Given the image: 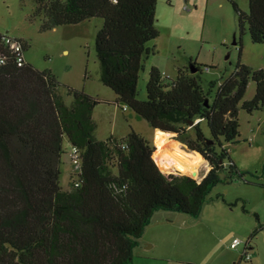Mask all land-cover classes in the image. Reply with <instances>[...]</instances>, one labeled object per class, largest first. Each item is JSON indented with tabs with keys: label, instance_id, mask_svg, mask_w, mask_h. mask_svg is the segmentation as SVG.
I'll use <instances>...</instances> for the list:
<instances>
[{
	"label": "trees",
	"instance_id": "16d2710c",
	"mask_svg": "<svg viewBox=\"0 0 264 264\" xmlns=\"http://www.w3.org/2000/svg\"><path fill=\"white\" fill-rule=\"evenodd\" d=\"M157 2L35 0L33 17H43L42 30L102 19L96 35L101 81L117 95L116 104L176 134L206 159L208 173L197 180L161 168L155 144L133 129L126 137L96 139L100 99L70 87L63 94L52 73L27 61L19 66L9 54L0 67V264H134L156 211L199 217L223 171L229 180H244L224 142L238 141L241 109L264 112V70L239 63L212 99L217 82L205 84L196 62L179 68L175 79L153 66L147 98L139 99L140 73L155 53L148 44L160 36ZM232 4L241 31L248 27L251 40L264 43V0H248V13ZM250 80L256 94L245 101ZM65 139L81 159L70 190L60 185Z\"/></svg>",
	"mask_w": 264,
	"mask_h": 264
},
{
	"label": "rangeland",
	"instance_id": "374dc122",
	"mask_svg": "<svg viewBox=\"0 0 264 264\" xmlns=\"http://www.w3.org/2000/svg\"><path fill=\"white\" fill-rule=\"evenodd\" d=\"M232 1L238 4L240 10L249 12L248 0H158L155 26L160 36L148 44L155 53L145 60L140 73L139 99L147 98L146 86L153 66L170 79H175L179 68H190L191 62H196L201 65L205 84L217 82L212 99L219 85L235 73L239 63L253 71L264 70V43H254L248 27L241 31ZM35 11V0H0V34L23 41L25 60L41 72L52 73L60 82L63 94L65 87H70L102 101L93 113L97 124L96 139L104 141L111 135L126 137L132 129L151 139L154 128L150 123L132 109L124 110L125 105L118 106L115 92L101 81L96 35L103 20L93 18L76 25L42 30L43 17H33ZM255 94L256 83L250 80L244 100H251ZM239 122L238 141L224 144L237 167L246 173V182L238 178L229 180L226 178L228 170L223 171L222 182L208 194L199 217L158 210L152 218L157 220L156 214L161 212L177 215L173 226L186 224L189 231L186 239L196 241L203 251L215 250L216 256L221 251L228 255L227 247L230 248L233 239L238 238L242 243L237 249L229 251L234 256L239 255L243 264H248L249 261L243 259L246 240H251L254 247L250 253L260 252L264 260V112L247 113L241 109ZM201 128L210 135L206 123ZM190 133L193 134L194 130L191 129ZM166 134L179 144L181 150L195 152L188 150L176 134ZM151 141L156 146L154 159L157 164L165 170L180 172L175 167L167 166L166 154H158L156 140ZM63 151L60 185L70 190L71 177L77 173V169L72 145L67 139L63 141ZM204 160L197 170V177L191 173L186 175L201 180L209 170V163ZM147 227L143 236L153 232Z\"/></svg>",
	"mask_w": 264,
	"mask_h": 264
},
{
	"label": "crops",
	"instance_id": "0c3cea01",
	"mask_svg": "<svg viewBox=\"0 0 264 264\" xmlns=\"http://www.w3.org/2000/svg\"><path fill=\"white\" fill-rule=\"evenodd\" d=\"M157 133L158 129H154V133L149 140H156ZM194 153L198 154V152ZM156 215L158 216L157 220L152 218L148 226L150 230L153 229L152 234L142 236L139 245L135 248L134 264H243L239 255L234 256L229 251V249L232 250L231 247H227L228 255L221 251L216 256L215 250L208 251L206 249L203 251L196 241L187 240L186 235L189 231L186 229V224L173 226L177 215L169 214V212H161ZM150 249L155 251H147ZM251 249H254L252 245L249 247V250ZM248 264H264L260 252L252 254L251 261Z\"/></svg>",
	"mask_w": 264,
	"mask_h": 264
},
{
	"label": "bare ground",
	"instance_id": "6f19581e",
	"mask_svg": "<svg viewBox=\"0 0 264 264\" xmlns=\"http://www.w3.org/2000/svg\"><path fill=\"white\" fill-rule=\"evenodd\" d=\"M167 134L158 130L156 134V144L158 145V154L164 152L167 166L175 167L184 174L191 173L193 176H198V168L204 161L201 154L194 152H186L179 148V144L166 137ZM158 160V159H157Z\"/></svg>",
	"mask_w": 264,
	"mask_h": 264
},
{
	"label": "built area",
	"instance_id": "2783aa9c",
	"mask_svg": "<svg viewBox=\"0 0 264 264\" xmlns=\"http://www.w3.org/2000/svg\"><path fill=\"white\" fill-rule=\"evenodd\" d=\"M185 9L188 10L187 6L185 7ZM24 53H25L24 42H22L21 40L10 38L8 36H4V35L1 36V39H0V67L4 66L7 63L9 59L8 57L9 54L16 56L18 65L22 66L24 62L26 61L24 57ZM123 109L127 110V107H124ZM72 151H73V161L77 169L76 174H78L80 172V166H81L80 150L78 147L72 146ZM76 185L78 186L79 183L76 182ZM246 241H247V244H246V249L244 251L243 259L245 260V262H248V261L250 262L252 258V254L250 253V250H249V247H251V241L250 240H246ZM241 243L242 241L240 239L234 238L231 243V248L237 249Z\"/></svg>",
	"mask_w": 264,
	"mask_h": 264
},
{
	"label": "water",
	"instance_id": "95a60500",
	"mask_svg": "<svg viewBox=\"0 0 264 264\" xmlns=\"http://www.w3.org/2000/svg\"><path fill=\"white\" fill-rule=\"evenodd\" d=\"M234 44H236V42Z\"/></svg>",
	"mask_w": 264,
	"mask_h": 264
}]
</instances>
